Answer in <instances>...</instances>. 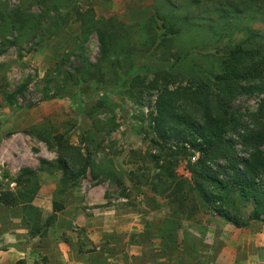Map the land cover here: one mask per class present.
Returning a JSON list of instances; mask_svg holds the SVG:
<instances>
[{"label":"rangeland","instance_id":"1","mask_svg":"<svg viewBox=\"0 0 264 264\" xmlns=\"http://www.w3.org/2000/svg\"><path fill=\"white\" fill-rule=\"evenodd\" d=\"M73 4V13L93 12L96 20L115 17L129 25L149 20L162 7L153 0ZM6 9L43 14L32 0H0V10ZM161 11L196 19L158 59L137 66L132 79L115 81L109 89L97 80L75 89L77 72L96 71L102 56L97 35H85L79 24L51 38L12 37L0 30V264H264V222L241 229L201 206L192 213V204L183 208L161 198V208L154 210L146 204L153 193L143 187L154 174L150 156L159 154L151 142L158 91L152 84L176 89L208 82L221 72V59L214 55L223 50L221 35L238 38L244 36L240 31L264 30V17L249 11L232 14L227 23L195 8ZM14 38L16 46L9 42ZM119 60L126 71L127 60ZM14 94L11 105L7 98ZM260 99L241 97L233 108L255 112ZM59 136L92 160V170L74 186L63 184L57 170ZM197 159L198 154L181 160L176 174L191 179L189 161ZM11 196L16 206L1 202ZM238 204L245 215L251 213ZM55 205L62 210L56 213ZM12 249L19 253L16 263Z\"/></svg>","mask_w":264,"mask_h":264},{"label":"trees","instance_id":"2","mask_svg":"<svg viewBox=\"0 0 264 264\" xmlns=\"http://www.w3.org/2000/svg\"><path fill=\"white\" fill-rule=\"evenodd\" d=\"M32 1L43 8L42 15L22 9L0 10V30L10 31L12 37L19 34L21 38H51L79 24L85 35H97L102 56L94 67L96 71L85 67L77 72L75 89L80 91L84 90V81L97 80L109 89L117 85L115 81L132 79L137 66L158 59V53L170 49L196 19L194 14L166 15L162 8L177 13L186 8L213 12L217 19L219 15L227 23L232 14L242 16L249 11L254 18L264 17V0H153L162 4L156 8L155 15L145 22L129 25L115 17L96 20L93 12L73 13V0ZM240 34L244 36L221 35L218 41L221 45L225 43L223 50L214 53L221 59V72L208 82L176 89L152 84L158 91L153 103L151 142L159 154L150 156L155 164L153 176L145 184L140 183L153 193V197L146 195L150 208H161L158 201L161 198L183 208L192 204V213L201 206L241 229L253 222H264V30L247 29ZM9 42L16 46L18 39ZM122 56L127 60L126 71L119 60ZM159 76L167 79L172 75L159 73ZM19 91L22 95L23 91ZM77 92L72 96L76 98ZM57 94L67 96L65 91ZM241 97H260L257 110L235 111L234 102ZM7 100L14 105L16 94L9 95ZM58 139L61 153L57 170L63 173V184L74 186L92 170L91 157L63 136ZM196 154L197 161H189L188 165L191 179L180 178L175 168L181 160ZM27 173L35 174L30 170ZM1 202L17 205L13 196ZM239 202L252 209L248 216ZM55 206L56 213L62 210Z\"/></svg>","mask_w":264,"mask_h":264},{"label":"crops","instance_id":"3","mask_svg":"<svg viewBox=\"0 0 264 264\" xmlns=\"http://www.w3.org/2000/svg\"><path fill=\"white\" fill-rule=\"evenodd\" d=\"M11 257V261L12 262H15L16 263V261H18L19 260V253L17 252V250H14V249H12V252H11V255H10ZM7 263V261H1V264H6Z\"/></svg>","mask_w":264,"mask_h":264}]
</instances>
